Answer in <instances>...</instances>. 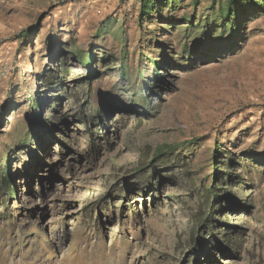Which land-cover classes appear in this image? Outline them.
Instances as JSON below:
<instances>
[{"label":"rangeland","instance_id":"obj_1","mask_svg":"<svg viewBox=\"0 0 264 264\" xmlns=\"http://www.w3.org/2000/svg\"><path fill=\"white\" fill-rule=\"evenodd\" d=\"M212 1L0 0V264H264V13Z\"/></svg>","mask_w":264,"mask_h":264},{"label":"trees","instance_id":"obj_2","mask_svg":"<svg viewBox=\"0 0 264 264\" xmlns=\"http://www.w3.org/2000/svg\"><path fill=\"white\" fill-rule=\"evenodd\" d=\"M184 1V0H181ZM141 2V8L139 13V24L143 25L146 19L151 18L154 14H159L165 10L171 7L173 5V0H140ZM200 2V0H194L195 6ZM213 6L209 8V10L215 11L216 7L214 5H219L218 10V19L223 20L225 22V26H230V29H232L233 33H236V28L240 27L241 21L247 22L249 21V17H253L255 15H260L261 13H264V2L263 0H213L211 3ZM216 12V11H215ZM226 28V27H225ZM157 65V63H156ZM30 134H28V138H30ZM28 142L24 143L23 145L26 146ZM175 149L172 147H162L158 150V155H156L154 161L152 162V166L155 162L162 160L164 158L173 157ZM180 155H178L179 157ZM227 162H233L231 158H224ZM213 161L215 164L217 163V158L214 157ZM220 164H223V162H218ZM222 173V174H221ZM4 181L0 182V190H10V182L9 178L11 177L10 171L6 170V167L2 171ZM153 176H157L156 168L153 167L152 169ZM226 176L229 177L228 173H223L221 171H218L216 174V178L218 179L220 176ZM219 189L216 187L215 183L211 189H209L206 192V195L203 199H206L208 202V206H211L210 208V217L214 222H217L220 224V222L217 221V219L213 218L214 213L221 214V211L224 209H219L217 206H219L218 199H221V197L218 195ZM209 222V221H208Z\"/></svg>","mask_w":264,"mask_h":264}]
</instances>
